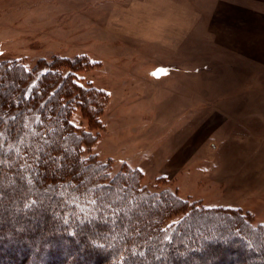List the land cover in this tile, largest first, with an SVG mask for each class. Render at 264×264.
Returning <instances> with one entry per match:
<instances>
[{
    "label": "rangeland",
    "instance_id": "1",
    "mask_svg": "<svg viewBox=\"0 0 264 264\" xmlns=\"http://www.w3.org/2000/svg\"><path fill=\"white\" fill-rule=\"evenodd\" d=\"M212 4L0 0V62L36 75L39 63L64 72L73 61L76 86L101 102L98 111L71 103V124L92 137L82 159L109 161L112 175L137 171L148 190L233 209L264 227V139L218 131L225 118L200 99L212 88L197 87L209 75L196 70L214 64L211 13L200 11ZM94 113L96 121L86 117Z\"/></svg>",
    "mask_w": 264,
    "mask_h": 264
},
{
    "label": "trees",
    "instance_id": "2",
    "mask_svg": "<svg viewBox=\"0 0 264 264\" xmlns=\"http://www.w3.org/2000/svg\"><path fill=\"white\" fill-rule=\"evenodd\" d=\"M39 64L33 75L0 62V264H264L263 226L82 159L92 137L71 103L101 102L76 86L73 61Z\"/></svg>",
    "mask_w": 264,
    "mask_h": 264
},
{
    "label": "crops",
    "instance_id": "3",
    "mask_svg": "<svg viewBox=\"0 0 264 264\" xmlns=\"http://www.w3.org/2000/svg\"><path fill=\"white\" fill-rule=\"evenodd\" d=\"M200 11L211 13V37L205 33L214 61L211 68L196 70L200 77L209 75L197 87L212 88L211 98L200 99L211 101L213 111L225 118L218 131L228 125L238 138L241 132L263 140L264 0H213Z\"/></svg>",
    "mask_w": 264,
    "mask_h": 264
},
{
    "label": "snow or ice",
    "instance_id": "4",
    "mask_svg": "<svg viewBox=\"0 0 264 264\" xmlns=\"http://www.w3.org/2000/svg\"><path fill=\"white\" fill-rule=\"evenodd\" d=\"M153 75H158V73H153Z\"/></svg>",
    "mask_w": 264,
    "mask_h": 264
}]
</instances>
